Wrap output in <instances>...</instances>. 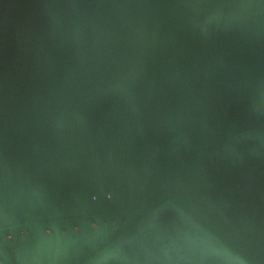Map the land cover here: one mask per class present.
<instances>
[{
	"label": "water",
	"instance_id": "water-1",
	"mask_svg": "<svg viewBox=\"0 0 264 264\" xmlns=\"http://www.w3.org/2000/svg\"><path fill=\"white\" fill-rule=\"evenodd\" d=\"M0 231L3 264H264V2L0 0Z\"/></svg>",
	"mask_w": 264,
	"mask_h": 264
},
{
	"label": "clouds",
	"instance_id": "clouds-1",
	"mask_svg": "<svg viewBox=\"0 0 264 264\" xmlns=\"http://www.w3.org/2000/svg\"><path fill=\"white\" fill-rule=\"evenodd\" d=\"M262 2H264V0H262ZM240 7H250V5H241ZM74 227H78V226H74ZM215 264H227V261L217 260V261H215ZM238 264H247V262L241 258V259H239Z\"/></svg>",
	"mask_w": 264,
	"mask_h": 264
},
{
	"label": "snow or ice",
	"instance_id": "snow-or-ice-1",
	"mask_svg": "<svg viewBox=\"0 0 264 264\" xmlns=\"http://www.w3.org/2000/svg\"><path fill=\"white\" fill-rule=\"evenodd\" d=\"M4 239L10 240L13 239V237H9L8 233L0 231V240H4ZM0 264H3V262L0 261Z\"/></svg>",
	"mask_w": 264,
	"mask_h": 264
}]
</instances>
